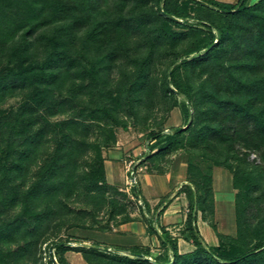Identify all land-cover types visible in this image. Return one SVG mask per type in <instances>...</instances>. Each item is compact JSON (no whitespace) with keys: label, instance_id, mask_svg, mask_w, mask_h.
I'll list each match as a JSON object with an SVG mask.
<instances>
[{"label":"trees","instance_id":"1","mask_svg":"<svg viewBox=\"0 0 264 264\" xmlns=\"http://www.w3.org/2000/svg\"><path fill=\"white\" fill-rule=\"evenodd\" d=\"M192 21L206 28L208 37L179 54L187 33L166 26L204 31ZM42 45L49 49L38 61ZM78 54L82 59L75 58ZM170 56L169 62L162 60ZM262 58L264 0L252 6L247 0H0V107L22 97L16 110H0V131L8 126L12 133L0 138V217L8 216L0 224V264H38L43 244L51 239L48 234L63 226L59 220L74 214L68 200L93 203L97 192L108 187L103 164L101 183L81 167L93 148L88 142L92 122L109 119L117 105L135 119L141 112L150 118L159 106L165 118L180 109L185 128L150 134L151 149L167 140L166 148L148 156L151 164L186 144L217 166L230 167L233 158L241 157L248 168L250 156L259 158L256 176L244 172L248 186L237 202L240 240L228 243L218 234L217 247L206 244L197 206H203L201 212L210 216L206 222L215 231L213 180L189 161V183L182 192L189 200L184 230L193 252L180 254L178 241L164 227L158 233L153 219L148 229L171 252L170 258H152L150 250L141 249L113 255L97 245L76 250L58 241L52 246L81 253L87 264H264V220L254 223L253 214L248 215L264 197ZM159 65L166 67L160 70ZM179 72L181 86L174 83ZM85 96L92 99L88 103L99 100L88 107L86 119L77 112L65 121H50L75 109ZM54 135L60 139L45 158ZM89 184V194L81 191ZM256 191L260 195L254 198ZM143 210L150 213L147 204ZM20 240L23 244L12 250Z\"/></svg>","mask_w":264,"mask_h":264},{"label":"rangeland","instance_id":"2","mask_svg":"<svg viewBox=\"0 0 264 264\" xmlns=\"http://www.w3.org/2000/svg\"><path fill=\"white\" fill-rule=\"evenodd\" d=\"M179 1L181 4L188 2V0ZM203 1L208 4L215 1L227 4H237L238 2V0ZM259 1L260 0H247V4L252 6ZM220 16L221 15L218 14L217 18H220ZM192 23L197 24L204 31L197 33L196 31L192 32L191 30L182 31L173 24L166 26L167 29L173 32L187 33L186 39L177 48L179 54H182L183 51L189 49L203 38L208 37L206 28L201 26L198 22L192 21ZM46 49H49V46L42 45L39 53H37V56H39L38 61H43L46 55ZM75 58L82 59V56L78 54ZM162 60L165 63L169 62L171 56ZM3 67L4 66H0V73L3 71ZM165 67L166 66L159 65L160 70L165 69ZM261 67L264 68V58L261 59ZM89 81L90 79L87 80V82ZM174 83L177 86L182 85L183 77L181 72H179L174 78ZM89 100H92L90 99V96H85V98H82L77 106L74 107L75 109H65L67 113L49 117L50 121L53 123L65 121L77 112H83L82 118L86 119L89 114L88 107H95L99 102L98 99H95L93 103H88ZM21 102L22 97L11 99L2 105L0 110H16ZM112 109H114V113L113 115H110L109 119L107 118L98 123L92 122L88 142H90L93 148L86 153L82 160L81 168L94 177V182L101 183L103 179L101 176L102 174L99 171L100 165L103 164L105 167L106 161L119 162L121 163L120 173L122 175L121 178L123 179L120 181H113L111 178L108 179L105 174L104 179L107 182L108 187H104L101 191L97 192L96 197L98 196L99 198L93 201V203L84 204L83 202L77 201L76 198L68 200L69 206L75 210L74 214L59 220L63 223V226L60 229H56L55 234L53 232L48 234L51 239L47 241L46 244H43L40 254L41 259L38 264H51V260L54 264H87L83 259V255L75 250H56L52 244L58 241L64 242L66 246L76 250L90 248L97 245L101 250L113 255L115 253H119L120 255H131L129 250L139 249L138 246L134 245L137 243V240H130V237L127 236V232L121 230L122 226L130 222H141L147 225L148 229V220L153 219L155 221V227L157 228L158 233H160L161 226L159 220L163 215V211H159V209L160 206H163L164 203L169 201V197L164 198L159 207L154 210L150 208V213H147L143 209L146 204L148 205L146 200L147 198L150 199L151 195L144 197L141 187L149 183L148 180L150 179V176H165L166 174L171 175L176 184H178L179 181L181 183L184 182L185 178L186 180L188 179L189 161H193L195 164L196 172H202V174L206 176L210 174L213 180L212 187L215 213L212 217V223L216 227V230H213L214 232L210 228L211 226L209 223L206 222V220H211L210 216L201 212L203 210L202 205L197 206V220H203L210 226L208 227L209 231L207 228L203 227V238H205L204 240L206 244H208V246L217 247L221 242V238L218 234L222 236L223 241L228 243L230 242L228 239L239 241L240 233L238 229L237 202L240 194H243L248 186L245 178H249L248 175H244V172H256L254 175L256 176L258 171L257 166L261 163L259 158H257L256 155L250 156L248 159V164H250L248 168L240 160L241 157L233 158L230 167L217 166L213 161L194 154V152L187 147L186 143L189 139L187 137L188 135H186L184 139V144H186L185 148H178L177 150L168 152L165 156L156 158V161L151 164L150 162H147L148 156L166 148L167 140H164V142L162 141L156 145L154 149H151L154 143L152 142L150 134H169L174 128H185V121L180 109L177 108L176 111H174V108L167 118H165L164 111L159 106L154 110V113L150 118H146L145 114L141 112L137 119L131 118L125 113V111L122 110L121 105L113 106ZM0 134L1 139L8 138L12 135L11 128H8L7 126L0 131ZM59 139L60 137L56 135L51 138V141L46 145L45 152L48 155H45V153V158L53 153V150L56 148V142ZM99 157H101L102 163H100ZM187 183L189 182L187 181ZM260 183V192H264V176L260 179ZM184 185L185 184H182L179 188V192H182ZM100 186L103 187L101 184ZM91 187L90 184L86 185L81 191L89 194ZM134 188H136L140 197H135L133 191ZM260 192L256 191L253 194V197L256 198L259 196ZM101 195L104 196L105 200H103V202H98V200H102L100 197ZM256 202V205H254V207L256 206V210L255 208L254 210L252 208L248 213L249 216L253 214L250 218H253L251 220L254 223L264 220V197ZM81 210H86L90 214L86 215L85 212ZM8 213L10 214V211ZM6 218H8V216H1L0 224L4 219L6 220ZM184 228L185 226L183 229ZM148 232L151 233V230L148 229ZM182 233L185 234V230H183ZM184 236L186 238L187 235ZM172 238L174 237L172 236ZM186 240L192 244L191 240ZM22 244L23 241L20 240L16 244H13L11 249L14 250L18 245ZM126 248H129L128 251H124ZM166 250V248L162 247L160 254L156 253L155 256H151L152 258L160 256L163 258H170L171 252ZM49 254L52 256L50 257ZM152 258L150 259L152 260ZM3 264L14 263L10 260H4Z\"/></svg>","mask_w":264,"mask_h":264},{"label":"crops","instance_id":"3","mask_svg":"<svg viewBox=\"0 0 264 264\" xmlns=\"http://www.w3.org/2000/svg\"><path fill=\"white\" fill-rule=\"evenodd\" d=\"M176 109L177 108H175L174 111H176ZM120 168L121 163L115 161H106L105 172L107 178H111L113 181L122 180L123 178H121L122 175L120 173ZM148 181L149 183L141 187V190L143 191L144 197L151 195V198H147L146 200L149 208L154 210L155 208L159 207L161 201L164 198L169 197V201L164 203L163 206H160L159 209V211H163V215L159 220L160 226L164 227L174 238L178 240L180 253L192 252L194 250V246L187 242L184 236L186 234L182 233L189 212V200L185 193L179 192V188L182 186V184H187L186 178L184 182L181 183L179 181V183L176 184V182L173 180V177L166 174L165 176H150ZM197 225L202 237H204L203 227L207 228L209 231L208 227L210 226L207 225L203 220H197ZM121 230L127 232V236L130 237V240H137V243L134 245L138 246L139 249L150 250L152 256H155L156 253L160 254L162 245L159 237L156 234L149 233L147 225L141 222H130L123 225Z\"/></svg>","mask_w":264,"mask_h":264}]
</instances>
